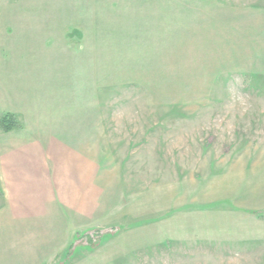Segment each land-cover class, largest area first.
I'll list each match as a JSON object with an SVG mask.
<instances>
[{"label": "rangeland", "instance_id": "obj_1", "mask_svg": "<svg viewBox=\"0 0 264 264\" xmlns=\"http://www.w3.org/2000/svg\"><path fill=\"white\" fill-rule=\"evenodd\" d=\"M0 7V117L20 123L0 153L11 133L82 134L99 192L79 229L23 234L0 162V264H264V0Z\"/></svg>", "mask_w": 264, "mask_h": 264}, {"label": "crops", "instance_id": "obj_2", "mask_svg": "<svg viewBox=\"0 0 264 264\" xmlns=\"http://www.w3.org/2000/svg\"><path fill=\"white\" fill-rule=\"evenodd\" d=\"M0 3L3 6L4 0H0ZM1 11L5 12V9H0V22L3 19ZM35 22L38 23V28L46 27L44 20ZM12 28H15V24H12ZM71 120L59 118L55 124L70 125ZM44 121L40 117L33 119V124H44ZM61 130L62 132L47 133L43 128H38L30 135L11 133L7 143L2 144L0 162L1 172L5 174L3 182L6 196L1 201L7 202V215L15 222L17 229H25L23 234L34 232V235H40L37 231L42 228L49 227L51 230L52 218L62 222L61 226L64 227L70 224L81 227L89 219V198L99 196V192L95 193L94 190L89 193V171L95 167V163L90 161L88 146H81L82 152L85 153L83 155L68 143L76 140L75 137L80 140L82 134L76 135L67 132V129ZM15 172L25 177L23 184L18 185L16 189L11 187L15 184L12 181ZM30 186L33 190L29 191ZM26 220L31 221L34 231L26 230L23 223ZM41 234L48 236V233Z\"/></svg>", "mask_w": 264, "mask_h": 264}, {"label": "trees", "instance_id": "obj_3", "mask_svg": "<svg viewBox=\"0 0 264 264\" xmlns=\"http://www.w3.org/2000/svg\"><path fill=\"white\" fill-rule=\"evenodd\" d=\"M19 127H20V123L12 113L5 112L0 117V128L2 131L8 132V131H11L13 129L19 128ZM86 235H87L86 242H88L89 244H93V240L96 237L90 233L86 234ZM69 251L70 250H68V252L66 253V256L68 255Z\"/></svg>", "mask_w": 264, "mask_h": 264}]
</instances>
